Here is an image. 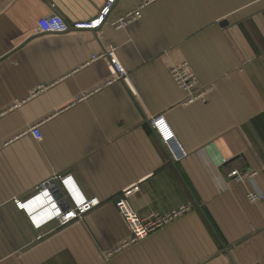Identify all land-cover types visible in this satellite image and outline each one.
Instances as JSON below:
<instances>
[{"label":"crops","instance_id":"obj_1","mask_svg":"<svg viewBox=\"0 0 264 264\" xmlns=\"http://www.w3.org/2000/svg\"><path fill=\"white\" fill-rule=\"evenodd\" d=\"M105 12L98 30L38 29ZM110 46L129 74L112 84L110 61L91 60ZM183 63L213 88L206 101L184 105L170 74ZM161 116L188 153L178 163L150 124ZM235 169L258 174L240 184ZM57 176L101 204L37 241L15 201L60 189ZM128 190L140 217L194 209L106 261L130 236L116 206ZM250 191L264 194V0H0V264H264V203Z\"/></svg>","mask_w":264,"mask_h":264},{"label":"built area","instance_id":"obj_2","mask_svg":"<svg viewBox=\"0 0 264 264\" xmlns=\"http://www.w3.org/2000/svg\"><path fill=\"white\" fill-rule=\"evenodd\" d=\"M106 13H102L93 22L75 24L73 26L68 24L60 15L53 14L40 19L38 21V29L42 34L53 35H64L72 29L98 30L105 23ZM140 17L141 9L128 13L125 17L112 23L111 26L116 30L126 29L133 21H136ZM104 58L110 61L109 69L111 72V80L108 81V84L128 79V72L122 67L117 58L116 46H110L103 53L93 55L91 60L96 61ZM170 74L176 85L188 93V97L184 103L185 106L194 105L199 101H206L213 91L211 87L201 89L200 80L188 63L172 66ZM86 96L84 95V97ZM150 124L173 162L178 163L187 158L188 153L177 140L175 133L164 117L154 118L150 121ZM39 127V124L34 125L28 132L37 140H42ZM257 174L254 170L239 171L235 169L231 171L229 177L237 183L245 184L248 181L254 180ZM54 179L60 184L62 196H57V188L52 187L47 181L41 183L26 199L15 201L16 209L24 212L33 228L39 232L37 241L46 238L48 234L44 232L43 228L52 221L56 220L59 227H66L72 223L82 221L85 215L101 204L98 198H87L71 176H57ZM130 193V190L125 191L122 197L116 202L117 209L130 230V236L115 247L103 251V257L106 261L129 247L145 240L151 234L165 228L194 209L193 204L188 203L166 214L153 213L147 217H140L129 201ZM246 197L250 203H264L263 193L250 191Z\"/></svg>","mask_w":264,"mask_h":264},{"label":"water","instance_id":"obj_3","mask_svg":"<svg viewBox=\"0 0 264 264\" xmlns=\"http://www.w3.org/2000/svg\"><path fill=\"white\" fill-rule=\"evenodd\" d=\"M51 184H55L54 182H52ZM56 188V187H55ZM57 191H56V193H57V196H62V194H61V191H60V189H59V187L56 189ZM55 193V194H56Z\"/></svg>","mask_w":264,"mask_h":264}]
</instances>
